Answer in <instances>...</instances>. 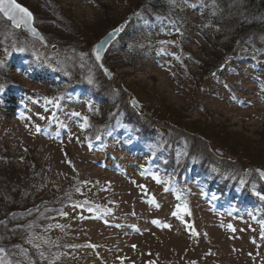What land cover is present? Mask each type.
Here are the masks:
<instances>
[{
	"label": "rangeland",
	"instance_id": "rangeland-1",
	"mask_svg": "<svg viewBox=\"0 0 264 264\" xmlns=\"http://www.w3.org/2000/svg\"><path fill=\"white\" fill-rule=\"evenodd\" d=\"M19 2L43 44L0 16V90L4 74L16 81L13 96L0 95V156L16 174L31 161L38 165L39 196L60 186L79 189L81 211L60 220L72 242L65 249L70 264H264V183L257 175L264 170V75L254 62L264 56L256 52L260 36L248 32L253 46L239 48L223 44L220 34L222 49H239L221 59L196 33L201 12L183 3L143 26L139 52L147 48V60L112 72L96 63L93 47L127 20L128 7L111 0ZM73 71L106 91L112 105L123 99L136 130L116 123L91 143L81 125L92 103L54 81Z\"/></svg>",
	"mask_w": 264,
	"mask_h": 264
},
{
	"label": "trees",
	"instance_id": "trees-1",
	"mask_svg": "<svg viewBox=\"0 0 264 264\" xmlns=\"http://www.w3.org/2000/svg\"><path fill=\"white\" fill-rule=\"evenodd\" d=\"M15 1L24 5L19 0ZM111 1L128 7L127 15L132 16V20L127 21L119 37L108 47L100 63L112 72L113 69L123 71L134 68L140 60H147L150 57L149 50L145 48L146 53L139 52L145 39L142 33L143 26L154 25L156 18L168 16V12L177 10L179 5H184L183 3L194 4L196 10L201 12L202 23L196 26V33L206 41L213 52L219 50L222 53L221 59L223 56L233 57L239 50L233 45L222 49L218 45L221 39L223 44H239V48L251 47L253 39L247 36L250 31L253 32L252 36H260L258 40L263 44V46L255 45L257 54L260 56V52L264 51V0H178L175 5L170 0ZM135 12L139 14L136 15L137 17L133 15ZM211 30L217 35L212 32L210 35L212 41L207 42ZM220 34L221 39H218L217 36ZM213 42H216L215 45ZM233 52L235 54H232ZM112 53L117 59L111 58ZM121 53L124 55L117 57ZM203 57L205 58L204 55ZM254 62L257 64L256 71L264 75V56L262 59L254 58ZM76 73L71 72L70 77L57 74L54 81L63 83L68 90L66 91L68 96L77 92L92 103V107L85 115L91 127H86L87 133L93 136L91 143L96 140L97 135L103 136L113 132L116 123L122 125L125 132L136 130L139 124L135 120L136 115L133 114V110L124 107L123 99L119 97L112 105L106 91L101 92L96 88L98 86H94L96 84L89 85L86 78L79 76V72V75ZM97 73L102 76L101 72ZM4 75L0 95L4 97L7 92L13 96L12 85H16V81L7 74ZM102 79L103 77L98 78L100 81ZM57 94H61V89L57 90ZM96 119L97 121H94ZM24 150L27 151L25 148ZM4 157L5 155L0 156V264H70L65 249L72 242L65 237L68 227L60 220L66 211H81L78 207H72L73 205L81 207L82 203L78 201L81 194L76 188L60 186L54 193L39 196L34 192L42 178L38 165L31 161L23 167L20 171L23 174L20 175L7 168L8 164L3 160ZM197 171L201 170L197 169ZM235 199H238V196ZM249 202L253 206L261 204L257 199ZM56 231L62 232L64 237L58 236ZM30 238H34L32 243L28 242ZM40 253H43V257Z\"/></svg>",
	"mask_w": 264,
	"mask_h": 264
},
{
	"label": "snow or ice",
	"instance_id": "snow-or-ice-1",
	"mask_svg": "<svg viewBox=\"0 0 264 264\" xmlns=\"http://www.w3.org/2000/svg\"><path fill=\"white\" fill-rule=\"evenodd\" d=\"M170 2L172 4H177L178 0H170ZM0 14H3L4 17H6L9 21H12L13 24L16 27H20V21L23 20L25 25H29L32 21V14L22 8L19 4L15 3V0H0ZM33 35H37V33L35 32V29H29ZM121 29L117 28L114 31L115 32H119ZM113 34L110 33L109 36H112ZM42 39V38H41ZM103 43V42H102ZM99 48V46H98ZM95 51V59L97 61H100L102 59L99 50ZM19 51H24L23 48H20ZM2 63V62H0ZM101 67H103V65L101 64ZM105 75H109V73L107 72V69H105ZM215 75V74H213ZM93 83V80L91 78L88 79V84L91 85ZM227 87V85H226ZM47 99V98H45ZM49 103H52V101H48ZM135 106V105H134ZM73 116L75 117H79L80 113L78 112H74L72 113ZM89 124L88 118L87 117H83V124L81 125L82 128H86ZM36 132L39 133L40 129L37 127L36 128ZM101 139V137L99 135L96 136V140L99 141ZM88 147L91 149L92 148V144L89 142ZM258 174L261 177V179H264V170H258ZM157 182H159L158 178ZM77 191H79V189H77ZM177 199H179V197H177ZM260 199H264V196H261ZM73 208L75 207H79V205H73ZM190 214V213H189ZM66 215V214H64ZM173 215L175 216L176 213H173ZM153 223H159V221H153ZM57 227H59V225H57ZM164 227L166 228H170V225H164ZM231 227V226H229ZM233 231H235V229H232ZM195 234V233H193ZM261 238L264 239V225H261ZM34 238H30L29 239V243L33 242ZM45 243H47V241H44ZM35 247H38V245H34ZM41 257H43V253H40Z\"/></svg>",
	"mask_w": 264,
	"mask_h": 264
},
{
	"label": "water",
	"instance_id": "water-1",
	"mask_svg": "<svg viewBox=\"0 0 264 264\" xmlns=\"http://www.w3.org/2000/svg\"><path fill=\"white\" fill-rule=\"evenodd\" d=\"M15 3H17L15 1ZM18 4V3H17ZM20 5V4H19ZM22 8L28 10L27 8H25L24 6L20 5ZM29 11V10H28ZM30 12V11H29ZM31 13V12H30ZM138 14V12H135L133 15L136 16ZM0 16L6 21L9 23L10 27L13 28L14 30H21L23 33H25L29 38L31 39H34V40H37L39 41L41 44H43V39H41V35L40 33L38 32V30L34 27V24H33V16H32V21L29 25H25L24 21L21 20L20 21V27H16L12 21H9L6 17L3 16V14H0ZM132 16H128L127 17V20L126 21H123L118 27H116L115 29L119 28L121 29L119 32H115L114 30L115 29H112L110 30L109 32H107L95 45H94V49H93V56L95 58V51L97 50L98 46V50L100 52V55L102 57V59L104 58L105 56V53L108 49V47L119 37L120 33L122 32L123 28L127 25V21L128 20H131ZM35 29V32L37 33V35H33L32 32L29 30V29ZM112 33L113 35L112 36H109V34ZM103 42V43H102ZM102 59L100 61H96V63H101ZM103 70V74L105 75V69H102ZM107 72L109 73V75H105V77L107 78V80H110L111 77H112V74H110V72L107 70ZM135 109H139V105L135 102V101H132V104H131ZM135 105V106H134ZM216 153L220 154L218 151H216ZM257 175L259 176L258 174V171H257ZM260 180L262 183H264V179H261V177L259 176Z\"/></svg>",
	"mask_w": 264,
	"mask_h": 264
}]
</instances>
